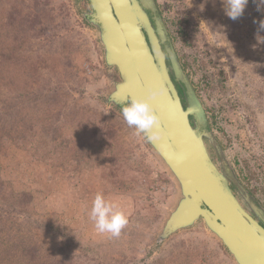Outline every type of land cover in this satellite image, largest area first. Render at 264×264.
<instances>
[{
    "label": "rangeland",
    "instance_id": "374dc122",
    "mask_svg": "<svg viewBox=\"0 0 264 264\" xmlns=\"http://www.w3.org/2000/svg\"><path fill=\"white\" fill-rule=\"evenodd\" d=\"M156 1L212 129L264 205V6L249 0L233 21L220 0ZM84 10L81 0H0L9 70L26 69L21 89L31 78L39 91L53 88L19 107L20 77L0 87V107H11L0 133V217L36 220L39 244L57 264H234L201 228L154 247L177 189L143 139L104 106L118 75L106 71ZM98 192L129 217L118 238L90 219Z\"/></svg>",
    "mask_w": 264,
    "mask_h": 264
},
{
    "label": "water",
    "instance_id": "95a60500",
    "mask_svg": "<svg viewBox=\"0 0 264 264\" xmlns=\"http://www.w3.org/2000/svg\"><path fill=\"white\" fill-rule=\"evenodd\" d=\"M86 1L88 10L82 11V17L106 71L118 75L103 95L104 106L123 118L121 108L130 98H147L150 88L164 89L163 95L150 101L163 136L151 142L142 139L173 180L177 195L154 247L162 248L172 238L201 228L234 264H264V205L242 183L212 129L157 1ZM125 26L138 29L139 37L130 39ZM155 49L162 55H155ZM145 50L153 53L151 58L139 55Z\"/></svg>",
    "mask_w": 264,
    "mask_h": 264
},
{
    "label": "clouds",
    "instance_id": "9594fccd",
    "mask_svg": "<svg viewBox=\"0 0 264 264\" xmlns=\"http://www.w3.org/2000/svg\"><path fill=\"white\" fill-rule=\"evenodd\" d=\"M223 5L225 15L235 21L243 16L249 0H220ZM257 4V11L264 6V0H252ZM207 3V0H205ZM202 10L204 5L202 4ZM128 29V37L135 39L139 37L138 29L131 26H125ZM259 27L264 30V20L260 21ZM221 35L226 38L224 26H220ZM227 40V38H226ZM127 51V50H126ZM155 55L160 56L162 53L155 49ZM153 53L147 50L140 52L139 55L151 58ZM163 88H150L147 98H130L129 101L121 108V114L129 128L135 130V135L148 142L158 140L163 136L161 130V120L156 114V109L150 103L158 96L163 95ZM90 219L94 222L95 229L100 234H109L111 237L118 238L122 230L128 225L129 217L120 205L109 198H106L102 192H98L93 201L90 211Z\"/></svg>",
    "mask_w": 264,
    "mask_h": 264
},
{
    "label": "trees",
    "instance_id": "16d2710c",
    "mask_svg": "<svg viewBox=\"0 0 264 264\" xmlns=\"http://www.w3.org/2000/svg\"><path fill=\"white\" fill-rule=\"evenodd\" d=\"M4 23V21H0V42L3 39ZM16 33L18 32L16 31ZM5 52H7L5 43H2L0 44V87L3 86L5 89V80L8 78H14L13 80L16 81L20 77L19 82L17 81V90L13 95L15 104L21 107L23 103H28L27 101L31 100L32 102H36L43 96L47 99L46 96L51 93V89L53 88H49V91H39L34 84L32 85L35 82L33 78L30 79L31 83H27V87L21 89L24 77L26 76L20 74H25L26 69L15 67L12 68V71L11 69L9 70L10 66L7 65ZM11 74L14 76L10 77ZM17 82L14 84H17ZM3 99L4 95L0 94V104H2ZM10 108L7 105L0 107V133L3 130L2 122L4 121L5 113ZM16 108L15 106V111H17ZM0 203L3 204L4 201L0 199ZM36 222L33 219L8 217L6 220L0 217V264H57L54 262V259L51 260L48 257L46 253L47 248L44 250V245L43 249L41 248L42 246L40 245L42 244H39V240L33 231Z\"/></svg>",
    "mask_w": 264,
    "mask_h": 264
},
{
    "label": "flooded vegetation",
    "instance_id": "af4514ba",
    "mask_svg": "<svg viewBox=\"0 0 264 264\" xmlns=\"http://www.w3.org/2000/svg\"><path fill=\"white\" fill-rule=\"evenodd\" d=\"M78 1V0H77ZM81 1H86V0H81ZM178 88H179V86H178ZM182 90L180 89V94H181V96H182V99L184 100L185 98L183 97V95H182ZM252 194V193H251Z\"/></svg>",
    "mask_w": 264,
    "mask_h": 264
}]
</instances>
